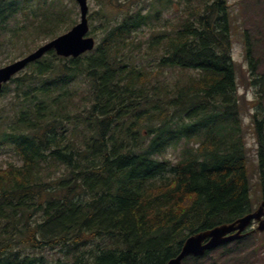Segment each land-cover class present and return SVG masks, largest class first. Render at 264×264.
Here are the masks:
<instances>
[{
	"label": "trees",
	"instance_id": "trees-1",
	"mask_svg": "<svg viewBox=\"0 0 264 264\" xmlns=\"http://www.w3.org/2000/svg\"><path fill=\"white\" fill-rule=\"evenodd\" d=\"M127 1L89 15L94 49H50L0 91V147L21 160L0 166V264H167L190 235L253 211L251 109L264 200L258 40L244 32L252 102L229 0ZM76 4L0 0V57L69 30Z\"/></svg>",
	"mask_w": 264,
	"mask_h": 264
},
{
	"label": "rangeland",
	"instance_id": "rangeland-1",
	"mask_svg": "<svg viewBox=\"0 0 264 264\" xmlns=\"http://www.w3.org/2000/svg\"><path fill=\"white\" fill-rule=\"evenodd\" d=\"M65 1L69 5L74 3V0ZM111 1L119 2L121 0H88L90 7L89 15L100 10L103 3L109 4ZM147 1L148 0H130L126 3H122V5L126 4L127 7L134 10L141 6H146ZM177 1L178 0H175L174 3H176V5L180 8L181 4ZM229 3L231 4L233 16L234 43L232 46V55L236 63L240 66V69L237 72L241 77L240 94H244L248 100L254 102L256 98L255 90L249 86L248 89H246L244 86L245 81H248L249 78L248 63L245 58L244 32L248 31L249 33H252L253 37L258 40L256 50L262 57L259 71L260 73H264V0H229ZM76 5V10L78 11L77 17L79 21L80 10L79 5ZM75 13L76 12L73 13L74 16H76ZM170 16L172 19L169 21L173 22L175 15L170 14ZM95 17H99L100 20V14L96 13ZM99 20L90 19V28L92 21L98 25L100 23ZM90 35L94 36L91 32ZM49 40L50 39L45 37L38 38L37 42L35 41L36 44L35 42H32L33 44L31 46V50L29 52L26 51L25 53L34 51L40 45L48 42ZM31 41L32 40L30 39L27 42ZM23 43L24 39L19 43L18 47L13 51L14 53L11 56L0 57V67L13 62V59L15 61L26 55H18V53H21L19 49L26 44ZM158 48L161 50V45L158 46ZM153 50H157V48H154ZM6 101L7 98H5V96L0 97V108ZM251 113H253V109H251V111H243V119L246 129V146L248 153L247 167L251 194L250 198L252 208L257 209L263 198L257 155V141ZM12 162L20 164L21 160L12 148L6 146L0 147V166L5 168ZM251 233L252 234L244 238L227 243L224 247L221 246L212 250L210 254L201 257L199 260H193L191 258L185 264H264V232ZM231 248H233V250H231ZM225 249H227V251H225Z\"/></svg>",
	"mask_w": 264,
	"mask_h": 264
},
{
	"label": "water",
	"instance_id": "water-1",
	"mask_svg": "<svg viewBox=\"0 0 264 264\" xmlns=\"http://www.w3.org/2000/svg\"><path fill=\"white\" fill-rule=\"evenodd\" d=\"M77 2L80 8V21L70 30L39 46L28 55L0 67V91L3 85L9 82L14 75L25 69L31 62L41 58L50 49H55L57 54L62 56H78L95 47V37L88 35L90 29L88 0H77ZM254 220L258 221L255 230L264 231V200L256 210L232 222L219 224L192 234L185 240L180 252L171 258L167 264H182L189 255H203L207 250L243 237L245 235L244 230Z\"/></svg>",
	"mask_w": 264,
	"mask_h": 264
}]
</instances>
